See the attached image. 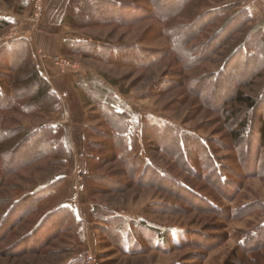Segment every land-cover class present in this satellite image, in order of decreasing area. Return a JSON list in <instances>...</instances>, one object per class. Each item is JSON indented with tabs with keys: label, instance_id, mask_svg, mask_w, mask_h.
<instances>
[{
	"label": "rangeland",
	"instance_id": "374dc122",
	"mask_svg": "<svg viewBox=\"0 0 264 264\" xmlns=\"http://www.w3.org/2000/svg\"><path fill=\"white\" fill-rule=\"evenodd\" d=\"M34 1L0 0V20L6 22L0 27V82L3 92L14 93L22 64L12 61L20 51L14 53L11 44L25 40L29 62L52 69L59 109L25 112L26 98L0 114L8 132L50 125L63 150L13 171L29 152L12 161L0 156V264H84L79 255L87 251L98 264H222L233 254L244 264H264V247L256 253L240 247L264 225L258 116L249 117L256 122L253 139L248 135L235 142L231 130L237 128L236 120L228 121L223 112L234 103L228 93L213 96L211 82L224 72L241 82L242 91L264 98V43L263 49L250 45L264 38V0H186L170 16L163 14L179 0H113L115 10L103 4L99 16L91 6L77 11L88 0H75L68 13V0L58 21L52 0H42L37 16ZM243 11L248 15L244 21ZM45 16L51 21L42 27ZM233 17L241 19L235 27ZM17 24L20 35L5 41ZM185 26L196 33L187 45L212 49L207 59L190 64L166 53ZM39 33L64 36L60 52L42 48ZM73 42L89 45L92 52L71 46ZM127 47L131 49L124 51ZM55 55L64 59L62 67L53 62ZM107 90H113L118 111L128 108L132 113L127 149L133 165L125 164L122 146L103 135L107 127L96 100L103 94V100L115 102ZM258 113L264 119V104ZM148 119L192 135L181 140L182 153L171 134L160 135V130L143 140L150 128L142 130V123ZM23 137L20 132L0 150L19 149ZM149 164L161 177L141 171ZM212 169L222 182L210 174ZM57 178L63 183L39 209L30 210L26 196ZM61 203L71 216L50 213ZM46 214L49 221L38 230ZM119 220L125 229L114 228Z\"/></svg>",
	"mask_w": 264,
	"mask_h": 264
},
{
	"label": "trees",
	"instance_id": "16d2710c",
	"mask_svg": "<svg viewBox=\"0 0 264 264\" xmlns=\"http://www.w3.org/2000/svg\"><path fill=\"white\" fill-rule=\"evenodd\" d=\"M86 1V0H84ZM83 1V2H84ZM186 0H179V2L175 5V7L172 10H169L167 12H164L163 16H168L177 14L181 8V5L185 3ZM87 2V1H86ZM68 13L69 10L72 9V5L75 4V0H70L68 3ZM85 4V3H84ZM82 5L80 9L77 11L80 12L81 9H87L89 6H91L92 10L96 13V15H100V7L102 5H109L108 7L115 10V1L113 0H88L86 5ZM120 5L121 3L118 2ZM180 4V5H179ZM167 13V14H166ZM120 13H118L119 15ZM242 14V13H241ZM169 15V16H170ZM217 15V14H216ZM248 15L243 14L240 15L242 18V21L247 19ZM236 17V16H235ZM231 18L232 19V25L235 27L237 22H241V19L239 18ZM230 19V20H231ZM73 22V19H72ZM6 25V22L3 20H0V27H3ZM233 27V28H234ZM179 28V27H178ZM181 28V27H180ZM232 28V27H231ZM228 28V29H231ZM232 28V29H233ZM196 36L195 31L190 28L189 26H185L184 28L179 30L178 36L174 39V43L172 45V48L166 51V53H175L176 56L179 58L189 62L190 64H196L198 61L205 60L209 57V52L212 50L209 48L208 45H187L191 39H193ZM263 43H264V38L261 39H256L253 40L250 45L252 48L258 45H261V49H263ZM14 49V53L20 51L19 54H17L12 61L17 62L19 61L22 64L21 71L19 72L18 76L15 79L14 83V93L11 92L12 94L9 95L8 93L3 92V86L2 83L0 82V110L2 109H9V108H17V102L22 101V99H26V103H24V107H21L22 110L25 112L31 111L32 107L35 109H41L44 108L45 106H50L51 110H58L59 109V101L58 97L56 96L55 92L52 90L49 82L41 76L39 71L37 70L36 66L30 61L29 58L27 57L26 49H27V44L25 40H19L17 42H13L11 44ZM71 46H76L79 49H82L81 47H84V50L86 51H91V47L87 44H82L81 42H73L71 43ZM123 49V48H122ZM121 51H125L126 49H131L130 47L125 48ZM139 54L144 55L145 52L143 50L138 49ZM96 55H100L101 57H105L102 52L95 53ZM138 54V55H139ZM146 55V54H145ZM257 55H255L256 58ZM156 57V56H154ZM153 57V58H154ZM152 58V57H151ZM254 58V59H255ZM147 65V64H146ZM255 72V71H252ZM224 73V72H223ZM219 74L218 77L214 76V79L211 81L212 85L214 88V92L212 93L213 96H218L220 93H228L230 96V103H234L232 108L227 110L226 108L223 109V112L226 114H229L227 117V120H236V125L237 128H232L231 132L234 134L233 140L235 142L240 141L242 136L247 137L248 135H251L250 139H253V135L255 132V125L256 122H253L251 119H249L250 115H253V117L256 115L258 116V141H260V147L264 146V119H261L262 117L259 116L258 110L261 109L262 104H264V98H253L250 94L244 92L241 90L240 85L241 82H233L231 80V76L226 75V74ZM253 75H256V73H253ZM4 76V74H3ZM239 76V74H238ZM227 84V85H226ZM219 86H222V90ZM212 87V86H211ZM210 87V88H211ZM96 102L100 104V111H101V117L104 119V122L106 124V131L104 132V136L107 139L113 140L116 145L122 146V158L124 159V162L126 165H133V157L131 158L127 149V135H129V129L131 126V116L132 113L130 109L128 108H123L122 111H118L114 105L116 104V101H110L108 100H103V98H97ZM17 101V102H16ZM49 104V105H48ZM149 118V117H148ZM238 118H242L239 119ZM148 123H142V130L146 129L149 127L150 130L149 132L144 133L142 136L143 140L146 138H150L149 136H152V132H155L157 130H160L161 134L167 133L168 135L171 134L172 137V142L175 146V149L177 152H181L180 150V145H181V140L186 137H192V135L189 136V134H186L182 132L180 129L177 127H174L172 125H168L165 122H162L160 120H156V123H151L150 120L148 119ZM3 122H4V117L1 116L0 114V145L2 146L8 139H11L18 135L20 132L24 133L23 137V142L20 144L19 151L14 150V146L12 145L10 148H3L0 150V156L3 158H8L11 161L15 159V155L20 154L22 151L26 152L28 151L29 154L25 155L23 158L22 162L17 164L15 167H13L11 170H16L19 168H22L25 165H28L34 161L44 159L47 156H52V155H57V150L62 149L63 146L61 142L59 143L58 140H56L53 137V129L50 125H43L37 129L33 130H27L26 128H20L18 130H12L11 132H8L3 128ZM150 122V123H149ZM149 134V136H147ZM147 136V137H146ZM163 136V135H162ZM194 140H197L196 136H193ZM184 141V140H183ZM198 141V140H197ZM15 144V143H14ZM200 146V145H199ZM201 147V146H200ZM202 149V148H201ZM182 153V152H181ZM178 156V154L176 155ZM180 156V155H179ZM11 163V162H10ZM9 163V165H10ZM137 165V164H136ZM205 168L207 169L208 166L210 165L209 160H206L205 163ZM4 171H9L7 167H5L4 164ZM151 171L152 173L155 174V176L158 178L161 177L160 171L153 165L149 164L144 167V169L141 171ZM136 171V169H135ZM216 173V170L214 171L212 169V176L216 177L219 182H222V178L220 175ZM211 176V177H212ZM63 182L62 180H59L57 178L56 180H53L52 182H48L47 184L38 187L29 195H27V200L31 202V206L29 207L30 210L34 211L36 209H39L38 206L41 205L43 201L48 197L49 194H51V191L57 188L59 185H61ZM82 199V195H81ZM28 203V202H27ZM65 203H61L53 210H51V214L53 213H62L67 216H71L72 212L70 208L67 205H64ZM25 205V204H24ZM22 206V208L24 207ZM28 205V204H27ZM49 214H46L42 216L40 221L38 222V230L41 229L42 225L47 223ZM4 219L7 218V215L3 217ZM114 228H119L123 226V221L121 222L120 220L115 222ZM45 226V225H44ZM130 226H135V221L130 222ZM124 227V226H123ZM36 229V228H35ZM34 229V230H35ZM125 229V227H124ZM150 229L154 230L157 232V230L153 227ZM260 230L258 233H255V236L253 235L249 240L246 242L243 241V243L240 244V247L243 251L245 252H252L256 253L260 248L264 247V225L259 228ZM36 231V230H35ZM159 232V230H158ZM160 233V232H159ZM36 234V233H35ZM33 232L32 235L36 236ZM259 234L260 236H257ZM263 236V237H262ZM259 237V238H258ZM222 264H244V262L238 260L236 255H232L231 257H227L224 259Z\"/></svg>",
	"mask_w": 264,
	"mask_h": 264
},
{
	"label": "crops",
	"instance_id": "0c3cea01",
	"mask_svg": "<svg viewBox=\"0 0 264 264\" xmlns=\"http://www.w3.org/2000/svg\"><path fill=\"white\" fill-rule=\"evenodd\" d=\"M52 3L53 4L51 6V10L52 11H54L56 9L58 10V17H57V20H56V21H58V20H60V15H61L63 9L65 8V6L67 5L68 0H52ZM51 10H50V12H52ZM50 21H51V18L45 16V19H44V21L42 23V27H45V26L49 25L50 24ZM44 35L45 34H40L39 33L38 36H37V42L40 44V46H42V48H44L49 54L60 52V50L62 48V45L64 43V40H65L64 36H62V35H49V36L47 35V36H44ZM37 68H38V71L41 74V76L42 77H46L48 79L49 83L52 86V90L55 93H57V88H58L57 87V84L58 83L56 81L54 83L53 80L51 81V79H53V78H51V75H52V69H51V67L46 63V65L45 64L44 65L43 64L42 65L38 64V67ZM72 89L76 90V88H74V87ZM72 89H71V91H72ZM103 92H104L103 94H106V91L105 90H103ZM108 92L110 93L111 98L114 97L113 90H110V91L107 90V93ZM103 94H101V98H104L105 97ZM109 98H110V96H109ZM113 100L116 101V99H113ZM75 130H76V128L74 129V131ZM81 137H82L81 134H79L76 131V138L78 140H80ZM64 144H65V146L67 145L66 144V141L64 142ZM66 148L68 149V146H66Z\"/></svg>",
	"mask_w": 264,
	"mask_h": 264
},
{
	"label": "built area",
	"instance_id": "2783aa9c",
	"mask_svg": "<svg viewBox=\"0 0 264 264\" xmlns=\"http://www.w3.org/2000/svg\"><path fill=\"white\" fill-rule=\"evenodd\" d=\"M34 10H35V14L36 16L39 15L41 13L42 10V0H35L34 1ZM10 35L8 36V38L4 39L5 41L11 40L13 38H17L20 35V29L18 28V24L17 25H12L10 27ZM29 39H31V37L29 36ZM53 62L55 63V65H58L59 67H62V61L64 60L62 58V56H58L55 55L52 58ZM63 95H66V93H63ZM79 257L82 259L84 264H98L96 261V256L90 252H83L79 255Z\"/></svg>",
	"mask_w": 264,
	"mask_h": 264
}]
</instances>
